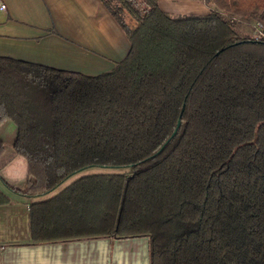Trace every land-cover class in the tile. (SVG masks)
Listing matches in <instances>:
<instances>
[{
  "label": "trees",
  "instance_id": "16d2710c",
  "mask_svg": "<svg viewBox=\"0 0 264 264\" xmlns=\"http://www.w3.org/2000/svg\"><path fill=\"white\" fill-rule=\"evenodd\" d=\"M131 48L99 75L0 56V122L27 186L36 240L147 237L150 264H264V0H101ZM180 123V125H179ZM11 198L0 189V204Z\"/></svg>",
  "mask_w": 264,
  "mask_h": 264
},
{
  "label": "crops",
  "instance_id": "0c3cea01",
  "mask_svg": "<svg viewBox=\"0 0 264 264\" xmlns=\"http://www.w3.org/2000/svg\"><path fill=\"white\" fill-rule=\"evenodd\" d=\"M4 1L8 8L0 12V56L99 75L130 51L127 35L101 0ZM159 4L174 15L211 10L205 0H159ZM17 135L12 120L0 122V189L11 198L0 204V264H150L147 237L34 239L30 205L62 190L29 197L6 185L27 186L26 160L13 149Z\"/></svg>",
  "mask_w": 264,
  "mask_h": 264
},
{
  "label": "rangeland",
  "instance_id": "374dc122",
  "mask_svg": "<svg viewBox=\"0 0 264 264\" xmlns=\"http://www.w3.org/2000/svg\"><path fill=\"white\" fill-rule=\"evenodd\" d=\"M237 22L240 27V31L242 33L254 35V25H256L254 21L238 19ZM21 161L24 162L23 159H21ZM23 164L25 165V163ZM82 171L83 172H78L74 174V177L71 176L72 178L70 179L68 178L65 182H63L59 187H57L54 190V193L57 194L58 192H60L65 187H67L68 185H70L71 183H73L75 180L79 179L82 176L98 174V173H129L130 172V170L126 168L120 169V168H113V167H89Z\"/></svg>",
  "mask_w": 264,
  "mask_h": 264
},
{
  "label": "built area",
  "instance_id": "2783aa9c",
  "mask_svg": "<svg viewBox=\"0 0 264 264\" xmlns=\"http://www.w3.org/2000/svg\"><path fill=\"white\" fill-rule=\"evenodd\" d=\"M8 8L7 3L4 0H0V12L6 11ZM254 25V39L257 41L264 42V25L259 22H255Z\"/></svg>",
  "mask_w": 264,
  "mask_h": 264
},
{
  "label": "water",
  "instance_id": "95a60500",
  "mask_svg": "<svg viewBox=\"0 0 264 264\" xmlns=\"http://www.w3.org/2000/svg\"><path fill=\"white\" fill-rule=\"evenodd\" d=\"M179 125H180V123H179Z\"/></svg>",
  "mask_w": 264,
  "mask_h": 264
}]
</instances>
